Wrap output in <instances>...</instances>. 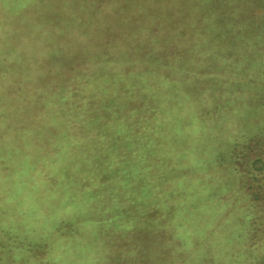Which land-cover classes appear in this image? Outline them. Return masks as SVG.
Returning <instances> with one entry per match:
<instances>
[{
	"label": "rangeland",
	"instance_id": "rangeland-1",
	"mask_svg": "<svg viewBox=\"0 0 264 264\" xmlns=\"http://www.w3.org/2000/svg\"><path fill=\"white\" fill-rule=\"evenodd\" d=\"M0 264H264V0H0Z\"/></svg>",
	"mask_w": 264,
	"mask_h": 264
},
{
	"label": "trees",
	"instance_id": "trees-1",
	"mask_svg": "<svg viewBox=\"0 0 264 264\" xmlns=\"http://www.w3.org/2000/svg\"><path fill=\"white\" fill-rule=\"evenodd\" d=\"M260 157L259 156H256V157H254L253 159H252V165H253V167H255L256 169L258 168V167H260V165H258L257 164V162H259L260 161Z\"/></svg>",
	"mask_w": 264,
	"mask_h": 264
}]
</instances>
